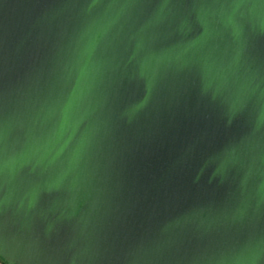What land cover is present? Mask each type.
<instances>
[{
  "label": "water",
  "instance_id": "obj_1",
  "mask_svg": "<svg viewBox=\"0 0 264 264\" xmlns=\"http://www.w3.org/2000/svg\"><path fill=\"white\" fill-rule=\"evenodd\" d=\"M3 264H264V0H0Z\"/></svg>",
  "mask_w": 264,
  "mask_h": 264
},
{
  "label": "rangeland",
  "instance_id": "obj_2",
  "mask_svg": "<svg viewBox=\"0 0 264 264\" xmlns=\"http://www.w3.org/2000/svg\"><path fill=\"white\" fill-rule=\"evenodd\" d=\"M0 264H3V262L0 260Z\"/></svg>",
  "mask_w": 264,
  "mask_h": 264
}]
</instances>
